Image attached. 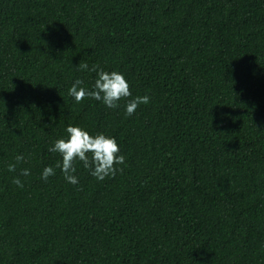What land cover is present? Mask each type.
Here are the masks:
<instances>
[{"label":"trees","instance_id":"16d2710c","mask_svg":"<svg viewBox=\"0 0 264 264\" xmlns=\"http://www.w3.org/2000/svg\"><path fill=\"white\" fill-rule=\"evenodd\" d=\"M81 63L149 103H77ZM68 125L123 171L67 182ZM0 264H264V0H0Z\"/></svg>","mask_w":264,"mask_h":264},{"label":"clouds","instance_id":"9594fccd","mask_svg":"<svg viewBox=\"0 0 264 264\" xmlns=\"http://www.w3.org/2000/svg\"><path fill=\"white\" fill-rule=\"evenodd\" d=\"M79 70H87L96 73V79L91 90L84 88L83 81L76 79L68 90V94L75 99L77 103L87 98L102 101L108 108L115 109L119 106L121 100H126L125 114L131 116L140 104H148L150 97L148 95L132 96L129 84L122 73L117 71H105L99 65H92L89 68L87 63L79 64ZM66 138L56 139L48 149L50 152L58 153L62 160L56 164L64 176V179L71 184H78V178L74 175L76 172L75 164L81 162L83 167L88 169L90 174L98 180L103 181L106 177L115 176L117 171H123L116 166L125 163V157L120 155V149L115 138L106 136L103 133L90 135L84 129L68 125L65 129ZM91 154V155H89ZM15 163L8 165L10 173L16 172L12 183L22 188L23 183L20 176H28L30 172L26 168L17 170V165L24 161L23 155L15 156ZM55 175V169L51 166L44 167L41 173V179L47 181L49 176Z\"/></svg>","mask_w":264,"mask_h":264}]
</instances>
